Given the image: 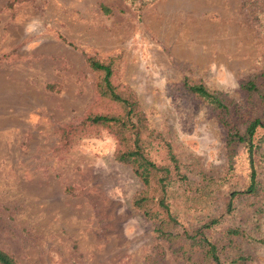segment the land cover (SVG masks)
<instances>
[{"label": "rangeland", "instance_id": "obj_1", "mask_svg": "<svg viewBox=\"0 0 264 264\" xmlns=\"http://www.w3.org/2000/svg\"><path fill=\"white\" fill-rule=\"evenodd\" d=\"M139 1L0 0V248L18 264H181L133 207L142 184L115 160L113 136L61 141L93 109V56L115 59L117 82L161 140L152 159L165 162L163 144L177 157L187 182L169 187V201L183 226L220 219L207 233L219 242L226 228L244 230L237 248L264 264V213L250 216L258 201L224 211L247 180L243 149L184 87L221 93L232 126L257 112L240 85L264 82V0Z\"/></svg>", "mask_w": 264, "mask_h": 264}, {"label": "trees", "instance_id": "obj_2", "mask_svg": "<svg viewBox=\"0 0 264 264\" xmlns=\"http://www.w3.org/2000/svg\"><path fill=\"white\" fill-rule=\"evenodd\" d=\"M134 1V0H133ZM153 0L139 3L147 6ZM133 3V2H132ZM88 67L95 74L96 101L86 118L77 125L68 126L60 134L65 147H73L88 136L106 131L116 142L115 160L131 168L142 184V190L132 199V205L154 224V233L175 247L174 255L181 264H248V257L236 246L234 237H246L244 230L226 228L223 242L213 240L207 233L220 219L211 218L206 224L188 229L183 226L171 208L169 187L187 182L181 173L180 164L168 144H163L165 162H156L149 149L159 146L161 140L148 127L146 116L141 110L135 94L117 82L118 69L114 58L104 60L96 57L87 59ZM186 90L218 112L220 123L227 131V143L243 149L247 169V180L243 190L231 192L224 211L231 215L236 202L241 198L257 200L251 217L264 213V82L248 80L240 85L247 98H254L258 109L253 116L244 113L241 126H232L226 115L230 106L223 95L209 90L204 83L184 81ZM243 237V238H244ZM0 264H18L16 259L0 248Z\"/></svg>", "mask_w": 264, "mask_h": 264}]
</instances>
